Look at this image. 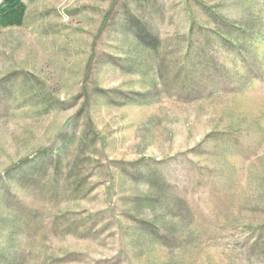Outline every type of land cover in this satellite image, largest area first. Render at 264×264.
Returning <instances> with one entry per match:
<instances>
[{"label": "rangeland", "instance_id": "rangeland-1", "mask_svg": "<svg viewBox=\"0 0 264 264\" xmlns=\"http://www.w3.org/2000/svg\"><path fill=\"white\" fill-rule=\"evenodd\" d=\"M23 1L0 264H264V0Z\"/></svg>", "mask_w": 264, "mask_h": 264}, {"label": "trees", "instance_id": "trees-1", "mask_svg": "<svg viewBox=\"0 0 264 264\" xmlns=\"http://www.w3.org/2000/svg\"><path fill=\"white\" fill-rule=\"evenodd\" d=\"M25 13L26 5L23 0H2L0 2V31L8 27L21 26Z\"/></svg>", "mask_w": 264, "mask_h": 264}]
</instances>
